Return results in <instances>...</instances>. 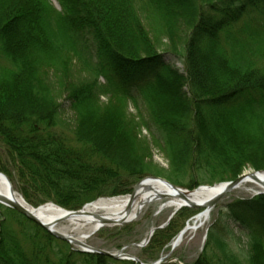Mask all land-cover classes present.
I'll return each instance as SVG.
<instances>
[{"label":"trees","instance_id":"trees-1","mask_svg":"<svg viewBox=\"0 0 264 264\" xmlns=\"http://www.w3.org/2000/svg\"><path fill=\"white\" fill-rule=\"evenodd\" d=\"M56 2L0 0V171L28 204L79 209L130 193L146 175L189 189L264 169V71L233 31L240 24L259 37L264 0ZM182 27V52L160 48L157 34L178 39ZM141 99L145 112L126 109L127 100L139 108ZM155 146L168 168L152 161ZM0 209V264H137L80 251ZM196 212L181 207L135 256L157 260ZM212 213L191 264H264V194ZM233 225L248 234L245 263L226 248ZM120 229L105 248L136 242L128 225Z\"/></svg>","mask_w":264,"mask_h":264},{"label":"rangeland","instance_id":"rangeland-1","mask_svg":"<svg viewBox=\"0 0 264 264\" xmlns=\"http://www.w3.org/2000/svg\"><path fill=\"white\" fill-rule=\"evenodd\" d=\"M51 2L59 7L56 0H51ZM145 23H148L147 20H145ZM261 29V28H260ZM187 29L185 27H182L178 30L179 37L178 39L175 38H169V36L163 32H160L157 34L160 48L164 50H172L173 44L176 45V49L179 52H182V39L186 34ZM234 33H236V39L239 40V42L245 47L244 51L245 54L248 56L249 61L253 63V65L257 68H260L264 71V30H260V36L255 37L254 35L248 34L249 32L242 28H240V24L235 25L233 28ZM255 37V38H254ZM222 45L226 48V51L229 52L230 46L229 43L226 40H222ZM240 45V44H239ZM174 64L176 67H178L180 70L182 69V64L177 60L174 59ZM73 71L76 73V71L79 69V64L74 63V66L72 67ZM53 79V78H51ZM53 81V80H52ZM137 94V92L135 93ZM99 99L103 102H107L108 99L105 96H100ZM62 101V98L59 99ZM126 109L130 113H136L139 111L145 112L144 105L145 100L141 99L138 100V107L136 108L134 103L129 100L125 103ZM64 117L63 119L70 123L73 113L69 111L67 106H64ZM142 135H145L148 137V133L145 129L142 130ZM152 151V161L159 165V167L166 169L168 168V161L165 158V154L163 151H161L157 146L151 148ZM256 171L253 168H247L243 172H252ZM185 183H188L185 181ZM254 186V185H253ZM183 188H186L182 186ZM252 187V186H251ZM260 188V187H259ZM188 189V188H187ZM261 189V188H260ZM262 191V190H261ZM261 191H242L232 189L231 192H229L227 195L221 198L220 201L211 209L209 218L196 230L190 232H186L183 235L182 240L180 243L170 252V247L163 249L158 256V259L160 256L165 257L169 252L170 254L165 258V261L170 260V258H176L180 259V263L182 264H191L192 261H194L198 255L202 252L204 248L205 240L203 239L206 235V232L208 228L212 225L213 220V211L221 210L222 207L227 204L228 202H231L232 199H243V198H250L253 197V195H257L258 192ZM158 204H150L145 207L142 212L138 215L136 220H133L132 222L126 223L125 225H128L131 228V234L127 235L129 238L136 239V242H129L127 245H123L124 252H128L135 256V254L138 253L139 247L134 246V244L140 243L147 234L148 230L151 227L157 226L159 222H163L170 213L173 211V207H165L163 208L159 214L158 217H156L153 213L156 211ZM2 209H0L1 211ZM124 225H115V226H107L101 227L100 229L94 231V233H91L87 237H85L83 240H85L89 245L92 247H98L101 249H107L105 246L109 244L110 246L114 245V242L111 241L109 238L110 235L115 234L116 232L120 231L121 227ZM230 234L226 236L225 244H227V250L234 254L238 261L240 263H245V259L247 257V250L249 247V238L248 234L246 233L245 229H242L238 227L237 225L231 226ZM120 247V248H122ZM119 248H111L109 250L116 251Z\"/></svg>","mask_w":264,"mask_h":264},{"label":"bare ground","instance_id":"bare-ground-1","mask_svg":"<svg viewBox=\"0 0 264 264\" xmlns=\"http://www.w3.org/2000/svg\"><path fill=\"white\" fill-rule=\"evenodd\" d=\"M257 178L264 181V172L257 173ZM254 185V186H253ZM252 186V187H251ZM223 184L215 185L213 187L200 186L189 191L187 194L188 201L196 204L204 203L214 194L218 193ZM242 191H261L257 183L250 177L245 176L242 181L233 190ZM0 195L8 197L11 200L24 201L21 199L19 193L15 189H9L8 185L0 176ZM133 199L129 194L125 196L103 197L93 200V202L87 203L82 206L83 210L81 214L68 216L63 209H59L57 205L53 203L42 204L40 208L27 205V208L35 212L39 220L44 223L50 222L53 219H61L53 225V229L57 230L61 234H65L70 237L84 238L94 232V230L103 226L104 218L112 222L121 220H136L142 210L150 204L161 205L165 203V207L177 208L183 203V199L180 196H176L168 189L164 188L161 184L156 183L154 186H150L149 183L141 184L137 187L133 194ZM210 215V211L205 208H201L194 218L188 223V229L184 233L196 230L199 228ZM195 228L194 226L199 225ZM194 227V228H193Z\"/></svg>","mask_w":264,"mask_h":264},{"label":"water","instance_id":"water-1","mask_svg":"<svg viewBox=\"0 0 264 264\" xmlns=\"http://www.w3.org/2000/svg\"><path fill=\"white\" fill-rule=\"evenodd\" d=\"M263 173V171L261 170H256V171H252V172H243L241 173V175L237 176L234 179H231L230 181H225V182H220L219 184H213V185H199L200 186H204V187H213L215 185H221L223 184V187L221 188V190L214 194L212 197H210V199H208L207 201H205L204 203H200V204H196L194 202H191L190 200L188 201L187 199V194H189L190 190H187L185 188H182L180 186H177L175 184H173L172 182H169L168 180L164 179L163 177L160 176H153V175H147L143 178H141L140 180H138L135 183V186L132 188V191L129 193L130 198L133 199V194L134 191L137 187H139L141 184L144 183H149L150 186H154L156 183L161 184L164 188L168 189L170 192H172L173 194H175L176 196H180L181 199H183V203L180 204L177 208H174V210L170 213V215L168 216L167 220L162 223L161 225H159V228H163L165 226H167V224L169 223L170 219L175 215V213L179 210V208L181 207H187V208H193V209H200V208H205L207 211H210L211 208H213L218 201L221 200L222 197H224L225 195H227L229 192L232 191L233 188H235L241 181L242 179L247 176L250 177L251 179H253L255 181V183H257V185L262 189L261 192H258V194L264 193V181L262 182L260 180V178H257L256 174L257 173ZM0 176L5 179L6 184L8 185L9 189L12 190V184L10 179H8L7 175H5L3 172L0 171ZM197 187V188H199ZM21 197V195H20ZM21 199L24 201V203H22L21 201H15V200H11L8 197H4L2 195H0V204H2L5 207H9L19 213H21L26 219H28L29 221L32 220L34 223H36L37 225L43 227L46 231H48L51 235L53 234L56 238L60 239V240H65L67 241L71 246H75L78 250L80 251H85V252H89L92 254H101L104 256H109L113 259H122V260H131L137 264H160L164 258H166L170 252L176 247V245H178L183 237V233L185 232L186 229H188V224L186 222V226L184 228H182L180 230V232L176 235L177 237L171 242L170 244V252L165 256V257H160V259L156 260V261H152L149 263H144L143 261H141V259L137 258L136 256L130 254V253H126L123 252L124 248H121L120 250H117L116 252L114 251H110V250H105V249H101L98 247H92L91 245H89L85 240H83L84 238H75V237H70L67 236L65 234H61L60 232H58L57 230L53 229V225L60 221L61 219H53L50 222H46L44 223L42 220L38 219V216L35 212H33L32 210H30V208H27V203L26 201L21 197ZM41 206V205H40ZM37 207V208H40ZM84 206V205H83ZM166 206L165 203H162L161 205H159L157 207V210L154 212V214H158V212H160L164 207ZM37 208H33V209H37ZM59 209H63L66 212V215L68 216H72V215H78L82 213L83 208L81 207V209H72V210H67L65 208L62 207H58ZM196 216V215H195ZM193 216V218L195 217ZM104 220V225L101 227H104L105 225L107 226H115V225H124L126 223H129L133 220H121V221H115L112 222L110 220L107 219H103ZM199 225L194 226L195 228L199 227ZM158 227L154 226L151 227L147 234L145 235V238L138 244H134V246L136 247H142L145 246L146 244H148L149 240L151 239L152 234L154 233V231L156 229H158ZM193 227V228H194ZM99 229V228H98ZM96 229V230H98ZM94 230V231H96ZM94 233V232H93ZM170 260L173 261H177L176 258H171ZM169 260V261H170ZM178 262V261H177ZM178 264H181L180 262H178Z\"/></svg>","mask_w":264,"mask_h":264}]
</instances>
